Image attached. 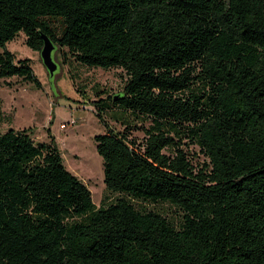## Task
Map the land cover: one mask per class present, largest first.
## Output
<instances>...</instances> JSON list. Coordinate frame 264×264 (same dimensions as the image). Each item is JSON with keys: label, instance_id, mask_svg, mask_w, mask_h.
<instances>
[{"label": "trees", "instance_id": "16d2710c", "mask_svg": "<svg viewBox=\"0 0 264 264\" xmlns=\"http://www.w3.org/2000/svg\"><path fill=\"white\" fill-rule=\"evenodd\" d=\"M20 33L124 73L93 102L115 198L96 208L51 135L0 134V264H264V0H0V79L37 84Z\"/></svg>", "mask_w": 264, "mask_h": 264}, {"label": "rangeland", "instance_id": "374dc122", "mask_svg": "<svg viewBox=\"0 0 264 264\" xmlns=\"http://www.w3.org/2000/svg\"><path fill=\"white\" fill-rule=\"evenodd\" d=\"M25 41L20 33L6 48L16 60H29L37 84L16 77L0 79V134L9 129H31L35 142H48L51 135L65 168L87 186L95 207L106 206L115 195L103 183V162L96 151L95 136L105 128L93 102L97 100L96 91L105 93L101 98L117 95L125 75L120 69L88 68L71 59L65 64L56 49L53 58L58 68L51 77L40 52L27 47ZM108 117L109 113L107 124L115 126ZM133 136L141 138L142 134L136 132ZM187 150L195 164L204 162L197 148L190 146ZM135 207L157 212L173 226H180L181 211L171 204L135 202Z\"/></svg>", "mask_w": 264, "mask_h": 264}, {"label": "water", "instance_id": "95a60500", "mask_svg": "<svg viewBox=\"0 0 264 264\" xmlns=\"http://www.w3.org/2000/svg\"><path fill=\"white\" fill-rule=\"evenodd\" d=\"M41 39L43 40V47L40 51V58L49 75L52 77L58 68L53 58V53L57 48L54 43L44 34L41 35Z\"/></svg>", "mask_w": 264, "mask_h": 264}]
</instances>
